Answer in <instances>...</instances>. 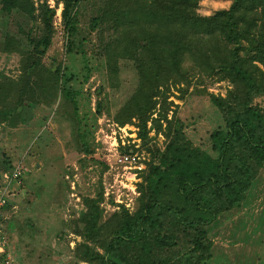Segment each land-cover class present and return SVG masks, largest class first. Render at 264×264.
I'll use <instances>...</instances> for the list:
<instances>
[{
	"label": "trees",
	"instance_id": "obj_1",
	"mask_svg": "<svg viewBox=\"0 0 264 264\" xmlns=\"http://www.w3.org/2000/svg\"><path fill=\"white\" fill-rule=\"evenodd\" d=\"M52 1L0 0L1 20L13 12L31 22L24 28L17 21L15 29L0 31V51L19 56L17 77L0 74V123L24 121L29 105L64 88L80 160L102 162L103 169L106 162L90 155L101 86L93 89L92 107L90 94L75 85L76 72L52 58L48 65L41 60L58 3L64 51L86 54L82 45L88 37L79 35L83 0ZM98 1L86 22L98 38L90 50L104 58L111 73L119 59L132 63L136 83L113 119L134 123L149 155L138 171L131 209L119 204L103 215L99 179L92 195H81L83 208L69 223L80 237L73 246L75 262L204 264L212 244L207 224L240 204L264 164V0H230L207 14L197 11L200 0ZM189 74L229 84L224 95L208 94L221 120L209 131L206 146L187 136L167 99L169 85ZM150 129L153 136L163 135L161 146L150 142ZM12 167L7 157L0 159V170Z\"/></svg>",
	"mask_w": 264,
	"mask_h": 264
},
{
	"label": "rangeland",
	"instance_id": "obj_2",
	"mask_svg": "<svg viewBox=\"0 0 264 264\" xmlns=\"http://www.w3.org/2000/svg\"><path fill=\"white\" fill-rule=\"evenodd\" d=\"M38 0H34L36 3ZM53 4L52 0H48ZM230 0H200L199 13L207 14L216 8L227 7ZM98 0H83L80 6L79 35L88 37L82 47L85 55L64 51V37L60 26V3L52 17L54 31L51 42L41 60L67 65L78 76L75 85L90 94L93 107L94 88L101 86V112L97 115L93 132V151L90 155L111 163L110 152L119 135L139 145L137 150L144 160L149 151L140 146L137 126L132 122L118 123L113 113L133 89L135 70L128 59H119L116 73L107 70L104 58L91 53L98 42L93 30L89 32L87 20L93 14ZM8 17V18H7ZM0 19V31L13 30L17 21L25 28L29 20L11 13ZM90 33V34H88ZM100 43V42H99ZM19 56L16 52L0 51V74L17 77ZM187 66V63H185ZM86 75V78H84ZM229 84L226 80L189 74L186 80L170 84L167 99L172 110L182 120L187 136L195 143L206 146L209 131L221 120L218 109L211 103L209 92L224 95ZM258 99V98H257ZM24 121L10 126L0 123V159L8 158L12 165L22 169L20 177L11 180V194L7 205L0 210L7 231L8 250L13 264H86L75 262L73 246L80 240L70 230V220L83 206L81 195H92L100 180L103 215L116 209L115 197L124 198L129 173L120 167L101 169L102 162L85 159L76 137L75 119L69 97L64 88L53 97H41L33 103ZM171 110H168V115ZM147 125L149 123L147 122ZM134 127V128H133ZM153 136V130L148 131ZM96 139V140H95ZM159 146L163 135L150 139ZM131 142V140H129ZM0 170V187L3 185ZM128 193L130 191L128 190ZM133 197L131 205L134 204ZM115 201V200H114ZM211 256L204 264H264V164L257 170L238 206L221 211L207 224Z\"/></svg>",
	"mask_w": 264,
	"mask_h": 264
},
{
	"label": "built area",
	"instance_id": "obj_3",
	"mask_svg": "<svg viewBox=\"0 0 264 264\" xmlns=\"http://www.w3.org/2000/svg\"><path fill=\"white\" fill-rule=\"evenodd\" d=\"M149 123V122H148ZM134 128V127H133ZM119 143L114 139L112 143V151L110 152V162H107L108 166L120 167L122 170H126L129 173L128 176V184L126 186L127 192L125 193L124 198L115 197L113 199L112 204H114L115 208H118L119 204H123L128 209H131L133 205L130 204L132 202L133 197L137 195V190L135 186V182L138 179V171L142 169L145 165V160L141 152L137 150V146L139 145L137 142L133 141L138 140V138L129 139L123 135H119ZM96 140V139H95ZM131 140V142H129ZM130 145L134 147V149L129 148ZM125 147V149H122ZM127 148V149H126ZM22 169L19 165H14L9 170H4L1 173L3 185L0 187V210L3 209V206L9 201L8 196L12 193L11 187L9 186V182L11 180H16L20 177ZM128 190L130 193H128ZM104 195H107V192L103 191ZM115 200V201H114ZM1 213V212H0ZM8 235L3 223V219L0 217V264H13L11 255L8 250Z\"/></svg>",
	"mask_w": 264,
	"mask_h": 264
}]
</instances>
